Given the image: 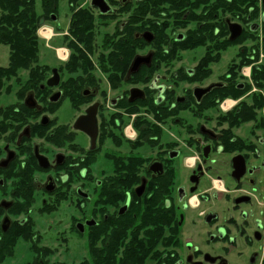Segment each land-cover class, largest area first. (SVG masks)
Instances as JSON below:
<instances>
[{"label": "flooded vegetation", "instance_id": "flooded-vegetation-1", "mask_svg": "<svg viewBox=\"0 0 264 264\" xmlns=\"http://www.w3.org/2000/svg\"><path fill=\"white\" fill-rule=\"evenodd\" d=\"M38 1L0 70V264H67L63 204L77 264H264V0Z\"/></svg>", "mask_w": 264, "mask_h": 264}, {"label": "rangeland", "instance_id": "rangeland-1", "mask_svg": "<svg viewBox=\"0 0 264 264\" xmlns=\"http://www.w3.org/2000/svg\"><path fill=\"white\" fill-rule=\"evenodd\" d=\"M30 2V0H28ZM60 14H59V23L62 27H66L68 20V4L67 0H60L59 3ZM37 11H40V4L37 0ZM58 45V44H57ZM42 60L53 63L54 61V52L53 50L42 46L40 53ZM8 58V47L4 44H0V66H5L7 64ZM75 115L74 110L71 108V105L67 99H64L56 112V116L58 117L59 122H67L70 121ZM71 216L77 217V211L72 208L69 204H63L62 207L55 213L50 216H38L37 222H39L42 230L45 229L47 224H54L56 226H52L48 231L47 235L55 237L61 231L62 233L67 234L68 237H64L61 235L59 238H51L50 240H46L44 244L48 246H52L56 250H62V247L69 246V253L60 252L54 254V258L58 261L65 260L67 264H77L84 253L80 251V244H82V239H80L77 233H72L70 230L71 224ZM61 233V234H62ZM72 233V235H70ZM63 237L65 239H63ZM65 240V241H64ZM59 248V249H58ZM61 248V249H60Z\"/></svg>", "mask_w": 264, "mask_h": 264}, {"label": "trees", "instance_id": "trees-1", "mask_svg": "<svg viewBox=\"0 0 264 264\" xmlns=\"http://www.w3.org/2000/svg\"><path fill=\"white\" fill-rule=\"evenodd\" d=\"M35 22V0H0V44L9 49L8 65L0 70L16 73L29 67L36 44Z\"/></svg>", "mask_w": 264, "mask_h": 264}, {"label": "water", "instance_id": "water-1", "mask_svg": "<svg viewBox=\"0 0 264 264\" xmlns=\"http://www.w3.org/2000/svg\"><path fill=\"white\" fill-rule=\"evenodd\" d=\"M92 3L97 5L98 1H97V0H92ZM40 158H43V159H44V157H39L40 162H41V159H40ZM43 159H42V160H43ZM41 165H42V166H46V164H45V163H42V162H41ZM77 226H78V225H77Z\"/></svg>", "mask_w": 264, "mask_h": 264}]
</instances>
